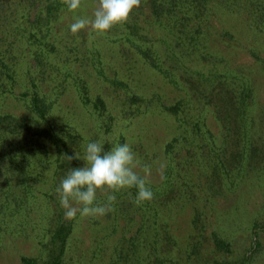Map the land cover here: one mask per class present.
Instances as JSON below:
<instances>
[{"label":"rangeland","instance_id":"1","mask_svg":"<svg viewBox=\"0 0 264 264\" xmlns=\"http://www.w3.org/2000/svg\"><path fill=\"white\" fill-rule=\"evenodd\" d=\"M151 3L141 0L126 23L103 35L90 28L76 35L70 32L75 18L92 17L97 0H84L74 12L66 10L49 34L52 47L45 49L40 62L28 51L18 54L16 95H4L2 110L22 115L28 113L29 98L39 92L50 104L51 122L73 128L79 140L65 153V163L83 167L85 162L76 159V153L82 157L84 146L99 140L106 151L129 144L142 164L151 168L147 185L154 193L151 201L137 206L133 201L138 190L124 189L115 193L114 211L84 218L78 213L72 219L66 264H110L119 252L127 254L131 244L146 242H151L149 252H157L167 264H213L233 257L215 245L214 233L232 243L234 254L242 255L252 245L254 223H264L262 160L260 156L247 160L241 154L240 135L235 127L228 131L222 125L228 118L226 106L211 95L208 81L217 71L227 74L237 88L236 73L252 79L256 109L262 113L264 69L259 58L264 59V29L255 27L246 6L241 12L214 10L201 25L196 19L175 16L180 21L177 26L178 21L175 25L167 15L159 19ZM139 45L150 49L179 84L151 66ZM211 72L214 75L208 77ZM24 92L29 96L24 97ZM82 92L91 104H85ZM98 98L104 101L100 110L93 105ZM215 101L223 110L221 121L215 117ZM178 103L186 125L202 115L211 132L202 128L201 136L199 128L182 126L168 109ZM263 132L260 128L257 133L260 139ZM169 143H174L171 153L166 150ZM43 144L45 157L32 162L27 177L12 174L7 182V175L0 174V186H12L11 190L0 188L4 205L0 222L7 227L0 230V264H23L24 255L45 258L50 243L47 235L59 214L63 212L68 220L55 189L70 167L59 169L56 175L58 155L53 145ZM211 149L216 150V171ZM136 171L143 175L140 168ZM104 199L98 191L97 201ZM144 213L149 219L142 228ZM154 213L157 221L149 233ZM260 237L264 244V228ZM253 264H264V246Z\"/></svg>","mask_w":264,"mask_h":264},{"label":"trees","instance_id":"2","mask_svg":"<svg viewBox=\"0 0 264 264\" xmlns=\"http://www.w3.org/2000/svg\"><path fill=\"white\" fill-rule=\"evenodd\" d=\"M83 2L84 0H81V3ZM151 4L154 14L159 16V19L167 15L169 16L167 18L172 19L175 25L178 21L177 26H180V21L176 20L175 16L179 19L183 17L185 19L187 17L188 19H196L201 25L204 18H207L214 10L241 12L242 8L246 6L252 12L255 27L264 29V0H152ZM66 10L68 8L62 3V0H0V174L7 175L4 176V180L7 182L9 178L11 179L12 174H17L20 179L27 177L32 162H38V159L41 158L43 161L44 153H46L43 148L44 142L53 145L58 155L55 160L56 175L59 169L65 166L70 168L79 167L78 164H68L67 161L65 163L63 160L69 148L78 143L79 135L70 126L59 127L51 122L49 119L50 104L43 99L39 92L33 93L27 102L29 115L28 113L15 115L2 110V106L6 104V96L4 95L7 93L16 95L18 54L28 51V54L35 57L36 62H40L46 53L45 49L52 47L48 36L57 20ZM131 40L135 41V39ZM139 48L151 66L164 74L166 78L169 77L171 81L179 84L178 79H174L173 75H170L168 70L153 56L150 49L143 48L140 45ZM259 60L262 62L264 69V59L259 58ZM206 75L210 77L214 73L211 72ZM213 77V79L208 78L212 86L209 92L213 97H218L221 102L225 103L228 118L226 120L221 119L219 114L223 113V110H220V106L216 105V101L214 102L215 117L219 121L222 120V125L228 131H231L233 127L236 128L243 142L244 152L241 154H244L247 160L249 156L250 158L260 156L262 160L260 164L264 168V163L262 164L264 162V132L261 139L257 135L259 129L264 128V111L261 113L256 109V89L252 79H244L236 73L235 77L240 81L239 84H236L237 88L229 81L227 74L222 71H217ZM220 82L223 87L219 86ZM23 95L24 97L29 96L28 92H24ZM82 99L85 104L92 103V100L84 92H82ZM93 105L95 109L100 110L101 107H104V101L98 98ZM168 109L171 113L177 115V118L181 120V125L185 128L193 125L194 128H199L201 136L204 134L202 128H208L211 132L206 118L202 115L199 120L186 125V121L183 118L180 119L183 111L181 103L169 106ZM42 122H45L47 126H44ZM187 138L186 136L184 139ZM175 141L180 140L175 138ZM215 146L216 142L212 140V147ZM173 147L174 143L167 145L166 150L168 153H171ZM106 149L107 146L104 147L105 151ZM211 151L215 155L211 161L216 171V150L211 149ZM58 183H60V180ZM3 187L6 186H0V188ZM6 189L11 190L12 186H7ZM17 205L19 207L18 203ZM3 209L4 205L0 204V216ZM146 217L149 219L148 214L144 213L142 228L146 227ZM155 217L156 214L154 213V218L148 226L149 233L154 232L153 223L157 221L154 220ZM74 221L65 220L63 212L62 215L60 213L55 227L51 228L47 235V240L49 239L50 243L47 246L43 244V247L46 246L47 256L44 258L24 255L21 258L22 263L66 264L68 244L74 229ZM2 224L0 222V230L5 231L7 227ZM262 228H264L263 221L254 223L255 236L252 245L242 255L234 254L232 243L214 233L215 245L233 257L217 260L213 264H253L256 254L261 252L264 246L260 237V229ZM139 231L143 232L141 229ZM149 237L151 236L149 235ZM150 244L151 242H146L142 246H138L136 243L131 244L127 254L119 252L116 258L110 261V264H167V259L156 256L157 252L153 254L149 252ZM154 255L155 257L151 258Z\"/></svg>","mask_w":264,"mask_h":264},{"label":"clouds","instance_id":"3","mask_svg":"<svg viewBox=\"0 0 264 264\" xmlns=\"http://www.w3.org/2000/svg\"><path fill=\"white\" fill-rule=\"evenodd\" d=\"M62 3L73 12L81 7V0H62ZM140 3L141 0H97L92 17L75 18L70 32L76 35L90 28L97 35H103L114 26L126 23ZM75 158L82 159L84 166L68 169L55 189L66 219L72 220L78 213L84 218L100 217L114 211L115 193L124 189L138 190L133 201L137 206L153 199L154 193L147 186L151 168L142 164L129 144H117L105 151L102 141H91L84 146V155L81 157L76 153ZM138 168L143 175L136 171ZM98 191L105 195L103 201H97Z\"/></svg>","mask_w":264,"mask_h":264}]
</instances>
